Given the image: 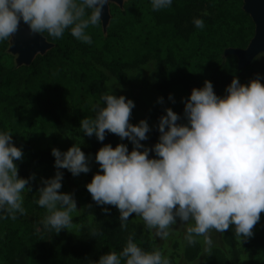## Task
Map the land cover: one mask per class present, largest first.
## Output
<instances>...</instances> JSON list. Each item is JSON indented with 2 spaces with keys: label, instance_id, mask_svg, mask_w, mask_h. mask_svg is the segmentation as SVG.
Segmentation results:
<instances>
[{
  "label": "clouds",
  "instance_id": "clouds-1",
  "mask_svg": "<svg viewBox=\"0 0 264 264\" xmlns=\"http://www.w3.org/2000/svg\"><path fill=\"white\" fill-rule=\"evenodd\" d=\"M153 11L169 8L173 0H149ZM108 0H0V42L9 40L21 22L32 34L62 39L67 31L76 41L91 44L88 32L101 22ZM197 29L204 20L193 18ZM259 74L246 84L233 77L225 94L215 93L205 80L183 99L182 117L165 109L158 121V142L147 147L150 131L146 120L129 122L131 99L104 92L92 108L93 115L79 122V132L98 141L106 133L122 141L115 147L104 144L95 154L99 166L87 191L97 206H114L119 212V226L127 230L130 216L139 217L154 239L167 240L183 227L186 246L203 244L204 254L215 246L212 232L224 234L231 229L242 241L251 238L254 226L264 212V83ZM163 102V98H158ZM169 99H172L171 94ZM174 102V101H173ZM82 138L62 152L51 150L57 169L51 178H41L35 201L45 209L40 221L45 231L59 234L74 227L73 214H79L73 193L59 191L63 172L73 176L91 170L92 157L81 150ZM150 153L154 154L150 157ZM24 159L13 134L0 131V219L15 220L24 215V193H30L35 174L22 178L16 162ZM27 186V187H26ZM90 207V205H89ZM105 214L109 208L102 207ZM94 217V216H93ZM180 222L177 227V222ZM100 233L92 229L90 237ZM202 238V240H201ZM130 233L122 250L109 251L92 264H171L159 248L145 250Z\"/></svg>",
  "mask_w": 264,
  "mask_h": 264
},
{
  "label": "trees",
  "instance_id": "trees-1",
  "mask_svg": "<svg viewBox=\"0 0 264 264\" xmlns=\"http://www.w3.org/2000/svg\"><path fill=\"white\" fill-rule=\"evenodd\" d=\"M206 1L193 0L189 3L188 0H173L169 8L161 11H153L149 0H130L124 12L112 6L114 18L106 38L101 32L100 23L94 26L91 44L76 41L67 31L62 39H53L44 33L54 43V48L46 55L37 57L31 66L21 69L15 68L6 54L8 40L0 42V131L11 132L14 144L24 153V159L16 162L20 177L27 178L32 174L29 169L31 164H54L55 158L51 154L54 147L36 149L31 143L32 134H20L11 127L8 119L11 114L26 105L37 103L47 114L55 115L57 108L63 107L70 85L83 94L101 96L105 92L104 82L108 79L105 70L121 85H127V70L136 69L151 59L164 66H180L182 69L190 62L191 56L181 46L170 42V38L163 41L168 34L182 41L201 37L202 47L193 49V57L198 56L197 51L201 50L209 52L215 60L206 72L199 69L195 61V68L185 71L182 79L189 80L188 97L193 88L203 87L205 80L211 81L215 93L222 96L233 77H238L245 84L258 74L264 77V62L260 67L251 65L239 69L236 56L230 55L226 61L220 60L219 54L224 48H244L249 41H227L222 28L217 26L219 17L216 19L195 10L196 3ZM210 3L223 14L226 9L240 4L235 14L248 21V31L251 36L254 34L255 27L250 16L241 10L242 0H212ZM193 18L203 19L205 27L197 29L192 23ZM219 33L221 36H217ZM261 83H264V79ZM171 86L172 82H160V89L165 95L169 96ZM183 110L184 104L176 112L182 117L178 123L183 122ZM162 115L163 112H160L154 120L149 147L156 143L160 135L157 125ZM86 137L87 150L91 154H96L104 144L113 147L118 144L117 136L111 133H106L103 142ZM152 155L150 153V157ZM60 171L64 179L74 177L67 169ZM32 183L33 180L30 185L36 187ZM102 207L109 208V213L105 214ZM95 208L94 223L86 227L79 237H73L64 230L59 234L45 231L39 222L33 220L20 223L19 214L15 220L0 219V264H92L109 251L119 253L128 235L133 232L135 242L140 247L153 250L154 243L137 229L134 216L129 217L127 230H124L119 226V212L114 206L95 204ZM84 219L75 218L73 224H80ZM92 229L100 233L95 238L90 237ZM253 233L251 238L242 242L243 249L253 264H264V212Z\"/></svg>",
  "mask_w": 264,
  "mask_h": 264
},
{
  "label": "rangeland",
  "instance_id": "rangeland-1",
  "mask_svg": "<svg viewBox=\"0 0 264 264\" xmlns=\"http://www.w3.org/2000/svg\"><path fill=\"white\" fill-rule=\"evenodd\" d=\"M129 1L130 0H125L122 6H118L113 3L109 4L110 20L106 30H104L102 20L100 22L101 32L105 38L107 37L108 30L113 23L114 16L112 6L118 7L122 12H124L126 4H128ZM188 2H193V0H188ZM210 2H212V0L196 3L195 10H197L199 14L211 15L216 19L219 17L220 21L217 26L222 28L224 37L227 41L241 43L248 40L249 45L255 35V29L254 34L251 36L248 31L250 26L248 21L235 14V12L237 13V8H240V4L226 9V13L223 14L222 12H218ZM243 8L244 0H242L241 10L245 12ZM94 28V26H91L88 29L91 36L94 33ZM40 35H42L49 43L54 44L47 36L43 34ZM217 36H221V33L217 34ZM169 38L170 42L181 46L182 50L191 56L190 62L184 65L182 69L180 66L177 68L164 66L163 64L158 63L157 60L151 59L146 64L136 69L127 70L129 78V83L127 85H121L107 70H105L108 77V79L104 82L105 92L112 89L114 95H123L127 99H131L135 104V107L132 109L129 122L135 125L138 124L140 120H146L149 124L150 131L146 134L148 139L141 141V143L147 147H149L150 139L153 135L155 118L159 116L160 112H163L165 115L166 108H171L174 112H177L178 108L183 105V99L188 97L187 85L189 84V80L182 79L185 71L188 72L189 70L195 68L193 66V62L195 61L196 64H199V69L206 72L215 61L212 59L213 57L209 54V52L201 50L197 51L198 56L195 58L193 57V49L197 48L198 50L199 47H202L201 37L182 41L179 40V38H176L173 34H168L163 38V41H167ZM9 40L8 44L10 45ZM247 46L244 48L235 46L226 47L222 50V52H220L219 58L220 60L226 61L230 56L225 54L226 50L245 49ZM8 50L9 46L6 50V54L10 57V61L15 68L21 69L23 67H29L17 66V57L9 53ZM39 56L41 55H38L37 57ZM263 62L264 54H261L257 56L247 67H250L251 65L260 67ZM162 80L172 82L171 89L168 90L172 96L171 100L169 99V96L165 95L160 89V82ZM194 80L198 81V79ZM65 96H67V98L64 100L63 107L61 106V108H57L55 115L47 114L42 106L37 103H32L18 109L16 112L11 114L8 119L10 120L11 127L15 132L20 134L27 133L28 135L32 134L31 143L39 150H47L54 147L62 152H65L76 143V140L79 142V137L82 138V144L80 145L81 150L86 154V156L90 155L92 157V160L90 161L91 170L86 174L81 173L71 179L63 178L62 188L59 190L64 193H73L77 203V208L82 209L79 214H73V219L84 217V221L80 224H74V227L69 230L70 232L64 230V232L72 235L73 237H79L86 227L92 225L95 221V204L91 198V194L87 191L85 186L87 183L91 182L93 175L99 171V166L95 162V154H91L87 150L86 135L80 133L78 128L81 119L84 117L88 118L93 115L92 108L99 100L100 96L83 94L71 85L67 88ZM158 98H163V102H159ZM158 138L156 142H158ZM91 139L98 141L94 135ZM117 140L118 143L127 144L129 151L132 150L133 146L127 139L122 141L117 136ZM29 169L32 174H35V179L32 184L36 185V187L30 185L32 191L30 193H24L23 207L25 208V214L18 218L20 219L18 222L25 223V221L30 222L33 220L34 222L40 223L45 215V209L39 207L35 202L38 199V193L36 192L38 188L42 186L41 178L47 179L53 177L57 169L54 167L53 163L31 164ZM34 188L35 190H33ZM133 220L141 234L149 238L154 243L153 249L159 248L164 255L169 257L171 264H253L251 257H249L243 249V241L241 242L236 239L233 236L231 229L227 230L224 234L213 231L211 235L215 242V246L212 248L210 253L205 255L203 252L202 242L197 243L195 246L185 245L183 241L184 229L183 227H178L180 224L179 220L177 222V230L171 234L167 240L154 239L153 236L145 229L144 223L139 217L134 216Z\"/></svg>",
  "mask_w": 264,
  "mask_h": 264
},
{
  "label": "water",
  "instance_id": "water-1",
  "mask_svg": "<svg viewBox=\"0 0 264 264\" xmlns=\"http://www.w3.org/2000/svg\"><path fill=\"white\" fill-rule=\"evenodd\" d=\"M125 0H108L105 4L101 20L104 30H106L110 16L109 4L122 6ZM244 11L252 18L255 24V35L247 48L228 49L225 54L238 58L239 69H245L254 59L264 54V0H244ZM8 52L16 56L17 66H30L38 55L44 56L54 44L49 43L42 35L32 34L23 22L20 23L18 31L9 40Z\"/></svg>",
  "mask_w": 264,
  "mask_h": 264
}]
</instances>
